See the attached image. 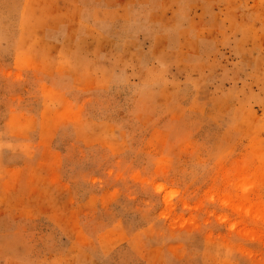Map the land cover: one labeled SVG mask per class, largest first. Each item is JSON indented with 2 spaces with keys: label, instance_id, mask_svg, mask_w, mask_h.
<instances>
[{
  "label": "rangeland",
  "instance_id": "obj_1",
  "mask_svg": "<svg viewBox=\"0 0 264 264\" xmlns=\"http://www.w3.org/2000/svg\"><path fill=\"white\" fill-rule=\"evenodd\" d=\"M0 264H264V0H0Z\"/></svg>",
  "mask_w": 264,
  "mask_h": 264
}]
</instances>
